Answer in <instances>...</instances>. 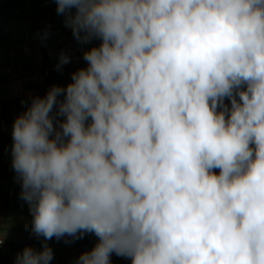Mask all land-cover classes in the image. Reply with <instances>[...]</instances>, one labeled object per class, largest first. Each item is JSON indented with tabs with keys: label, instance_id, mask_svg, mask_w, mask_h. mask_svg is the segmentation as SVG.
Here are the masks:
<instances>
[{
	"label": "clouds",
	"instance_id": "9594fccd",
	"mask_svg": "<svg viewBox=\"0 0 264 264\" xmlns=\"http://www.w3.org/2000/svg\"><path fill=\"white\" fill-rule=\"evenodd\" d=\"M54 2L93 46L13 121L43 237L14 264H50L47 241L86 234L75 264H264V0ZM70 62L62 50L56 70Z\"/></svg>",
	"mask_w": 264,
	"mask_h": 264
},
{
	"label": "crops",
	"instance_id": "0c3cea01",
	"mask_svg": "<svg viewBox=\"0 0 264 264\" xmlns=\"http://www.w3.org/2000/svg\"><path fill=\"white\" fill-rule=\"evenodd\" d=\"M46 1L0 0V138L5 146V158L0 163V236L17 242L8 245L4 264H14L17 254L25 246L39 250L43 241V237L37 238L31 233L29 206L20 198L21 186L11 167L13 121L30 103V95L44 96L52 85L69 83L71 73L86 66L83 52L93 46L79 45L71 30L52 17L51 11L55 12V17L59 16L54 0L52 5H46ZM46 30L49 36L42 40ZM98 43L93 41V44ZM50 44L71 56V62L60 71L56 67L51 71L44 68V52ZM97 239L94 234L77 239L83 244L81 253L90 250ZM24 241L27 243L23 244ZM47 243L54 253L50 264H75L81 254L55 237ZM111 264H131V261L113 253Z\"/></svg>",
	"mask_w": 264,
	"mask_h": 264
},
{
	"label": "built area",
	"instance_id": "2783aa9c",
	"mask_svg": "<svg viewBox=\"0 0 264 264\" xmlns=\"http://www.w3.org/2000/svg\"><path fill=\"white\" fill-rule=\"evenodd\" d=\"M45 62H44V68L47 71L53 70L55 68L57 62H58V56L60 51L57 49L56 46L50 44L47 45L45 48ZM5 158V146L0 138V163L3 162ZM4 240V239H3ZM61 243L64 245H71L75 249L76 252L81 253L83 249V244L79 240L72 241L71 237H63L60 239ZM69 241V242H66ZM17 242L15 239H7L4 240V243L0 245V264L3 263L5 260V252L7 250L8 245H15ZM26 244L27 242H23V244Z\"/></svg>",
	"mask_w": 264,
	"mask_h": 264
},
{
	"label": "trees",
	"instance_id": "16d2710c",
	"mask_svg": "<svg viewBox=\"0 0 264 264\" xmlns=\"http://www.w3.org/2000/svg\"><path fill=\"white\" fill-rule=\"evenodd\" d=\"M51 1H52V0H47V1H46V5H52L53 3H51ZM51 15H52V17H53L54 19L57 18V19L55 20L56 22H60V21L63 22L61 16H58V17L56 16V17H55V12L51 11ZM59 19H60V20H59ZM64 66H65V65H64ZM5 259H6V258H5ZM4 261H5V260H4ZM4 261H3L2 264H4Z\"/></svg>",
	"mask_w": 264,
	"mask_h": 264
}]
</instances>
